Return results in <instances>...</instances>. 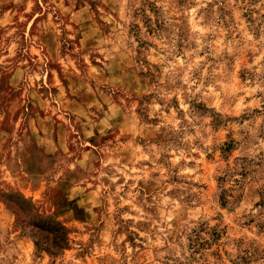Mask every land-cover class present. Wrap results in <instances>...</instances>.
Instances as JSON below:
<instances>
[{
    "label": "clouds",
    "instance_id": "clouds-1",
    "mask_svg": "<svg viewBox=\"0 0 264 264\" xmlns=\"http://www.w3.org/2000/svg\"><path fill=\"white\" fill-rule=\"evenodd\" d=\"M0 264H264V0H0Z\"/></svg>",
    "mask_w": 264,
    "mask_h": 264
}]
</instances>
